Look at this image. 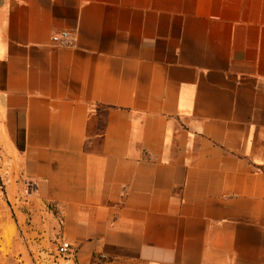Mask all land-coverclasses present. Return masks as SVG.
I'll return each mask as SVG.
<instances>
[{
    "label": "crops",
    "instance_id": "0c3cea01",
    "mask_svg": "<svg viewBox=\"0 0 264 264\" xmlns=\"http://www.w3.org/2000/svg\"><path fill=\"white\" fill-rule=\"evenodd\" d=\"M0 174L32 253L264 264V0H0Z\"/></svg>",
    "mask_w": 264,
    "mask_h": 264
},
{
    "label": "rangeland",
    "instance_id": "374dc122",
    "mask_svg": "<svg viewBox=\"0 0 264 264\" xmlns=\"http://www.w3.org/2000/svg\"><path fill=\"white\" fill-rule=\"evenodd\" d=\"M5 188L0 174V264H43L44 255L37 259V253L28 249L27 239L17 225L14 202L6 196ZM50 249L55 251V247Z\"/></svg>",
    "mask_w": 264,
    "mask_h": 264
},
{
    "label": "built area",
    "instance_id": "2783aa9c",
    "mask_svg": "<svg viewBox=\"0 0 264 264\" xmlns=\"http://www.w3.org/2000/svg\"><path fill=\"white\" fill-rule=\"evenodd\" d=\"M68 39V33L63 32L59 36H53L52 41L57 42L60 40ZM31 185L27 184V191H30ZM55 251L51 249H43L38 251L37 259H40L41 255H44L43 264H78L76 260V249L62 240H56ZM108 256L100 254L97 260L91 264H107ZM38 264V263H37Z\"/></svg>",
    "mask_w": 264,
    "mask_h": 264
}]
</instances>
